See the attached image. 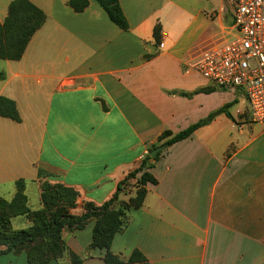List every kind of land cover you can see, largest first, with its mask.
Instances as JSON below:
<instances>
[{
    "label": "crops",
    "instance_id": "crops-1",
    "mask_svg": "<svg viewBox=\"0 0 264 264\" xmlns=\"http://www.w3.org/2000/svg\"><path fill=\"white\" fill-rule=\"evenodd\" d=\"M11 1L0 0V24ZM29 1L46 21L19 61L0 65V97L21 119L0 118V197L10 201L21 179L28 208L39 210L42 171L75 189L80 215L84 204L109 200L152 147L213 116L161 150L147 170L157 184L146 185L111 252L123 262L137 250L149 264H264V124L250 122L241 92L218 90L189 67L233 37L223 1L118 0L127 31L94 0L81 13L69 0ZM164 132L171 135L159 143ZM12 226L30 223L17 217ZM93 226L63 239L83 264H104L102 252L87 251ZM0 264H27L26 255L0 256Z\"/></svg>",
    "mask_w": 264,
    "mask_h": 264
},
{
    "label": "trees",
    "instance_id": "trees-1",
    "mask_svg": "<svg viewBox=\"0 0 264 264\" xmlns=\"http://www.w3.org/2000/svg\"><path fill=\"white\" fill-rule=\"evenodd\" d=\"M105 12L108 19L120 30L127 31L128 24L118 0H94ZM88 5L87 0H69L68 6L75 12H83ZM46 16L29 0H12L7 7V15L0 24V60L19 61L33 35L43 26ZM152 37L154 48L158 49L162 39V28L156 23ZM144 56L149 60L156 55ZM2 79V74H0ZM188 96L187 94H181ZM210 116L204 121L191 126L187 130L172 136L163 142L165 148L188 138L198 127L212 119ZM0 118L20 123L15 103L5 97H0ZM164 132L158 142L169 137ZM152 147L150 151H153ZM160 153L155 159L145 156L139 166L128 173L117 184L114 195L100 206L86 203L80 215L73 214L77 207V192L73 188L61 183H52L49 175L38 171L41 208L32 211L27 206L25 195L26 182H15V193L10 201L0 197V256L12 253H25L27 264H48L68 257L71 264H83L81 258L73 254L66 246L63 232L82 230L88 222L93 221L91 241L87 251L98 250L103 253L104 264H149L144 256L134 250L126 262L121 261L111 252V244L115 235L121 233L128 225L131 211L139 209L146 196V185H156L157 182L147 170L153 167ZM132 182V183H131ZM134 189V195L127 200H120V196L127 195ZM24 217L30 222V227L14 230L11 220Z\"/></svg>",
    "mask_w": 264,
    "mask_h": 264
},
{
    "label": "built area",
    "instance_id": "built-area-1",
    "mask_svg": "<svg viewBox=\"0 0 264 264\" xmlns=\"http://www.w3.org/2000/svg\"><path fill=\"white\" fill-rule=\"evenodd\" d=\"M222 1L233 37L201 52L189 67L218 90L241 92L250 122L264 124V0Z\"/></svg>",
    "mask_w": 264,
    "mask_h": 264
},
{
    "label": "water",
    "instance_id": "water-1",
    "mask_svg": "<svg viewBox=\"0 0 264 264\" xmlns=\"http://www.w3.org/2000/svg\"><path fill=\"white\" fill-rule=\"evenodd\" d=\"M165 148V146H160L156 149H154L153 151H151L148 156L150 159H155L156 156L161 152V150H163Z\"/></svg>",
    "mask_w": 264,
    "mask_h": 264
},
{
    "label": "rangeland",
    "instance_id": "rangeland-1",
    "mask_svg": "<svg viewBox=\"0 0 264 264\" xmlns=\"http://www.w3.org/2000/svg\"><path fill=\"white\" fill-rule=\"evenodd\" d=\"M187 60L189 61V59H188V57H187ZM186 60V61H187ZM2 62L3 61H0V65L2 64ZM189 63V62H188ZM189 64H191V62L189 63ZM251 64H253V62H251ZM132 183V182H131ZM17 218V217H16ZM21 218H24V217H21ZM14 219V218H13ZM26 221H28L26 218H24ZM29 222V221H28ZM30 223V222H29ZM31 225V224H30ZM11 226H12V220H11ZM12 228H13V226H12Z\"/></svg>",
    "mask_w": 264,
    "mask_h": 264
}]
</instances>
